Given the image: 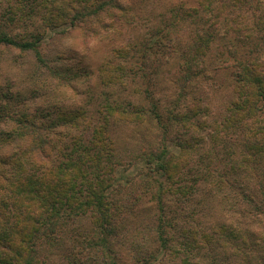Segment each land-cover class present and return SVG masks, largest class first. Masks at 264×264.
<instances>
[{
	"label": "trees",
	"instance_id": "1",
	"mask_svg": "<svg viewBox=\"0 0 264 264\" xmlns=\"http://www.w3.org/2000/svg\"><path fill=\"white\" fill-rule=\"evenodd\" d=\"M231 1L237 10L229 14L237 21L256 2ZM227 6L226 0H200L198 7L178 5L174 12L189 19L203 11L216 13L213 25H217ZM67 10L66 24L71 30L85 31L88 38L112 26L103 23L104 13L119 24L135 18L120 0H71ZM44 17V28L65 24L63 15ZM90 22L99 24V29L88 27ZM227 24L234 28L228 17ZM215 30L196 34L183 49L163 30L143 44L142 71L157 52L159 60L170 54L179 65L180 92L168 107L161 108L146 91L149 108L139 103L128 110L106 103L97 113L69 110L39 124L30 113L12 112L9 105L15 94L5 95L0 125L9 123L10 129L0 130V264H48L54 253L64 264H264V63L229 52L234 62L229 67L234 99L222 120L208 125V108L191 89L193 82L208 79L199 60L213 53ZM29 36L20 38L0 28V48L33 51L43 62L42 35ZM115 53L128 58L130 50L121 47ZM107 68H101L104 85L128 82L124 67ZM145 72L142 80L148 76ZM55 77L67 79L60 70H55ZM187 97L192 99L186 104ZM113 122L146 124L155 143L137 154L120 149L112 137ZM204 130L206 135L201 133ZM208 137L207 166L215 155L213 146L222 140L243 147L242 157L226 163V173L217 181L205 177L198 167H192V175L190 168L186 172L191 156ZM14 141L22 144L4 153V146ZM228 149V154L235 152L231 146ZM120 166L125 171L136 166L137 172L119 179ZM209 183L239 220L213 223L198 237L177 222L188 220L190 212L185 209ZM145 208L153 222L137 223ZM180 231L181 240L174 236Z\"/></svg>",
	"mask_w": 264,
	"mask_h": 264
},
{
	"label": "rangeland",
	"instance_id": "2",
	"mask_svg": "<svg viewBox=\"0 0 264 264\" xmlns=\"http://www.w3.org/2000/svg\"><path fill=\"white\" fill-rule=\"evenodd\" d=\"M47 1L48 3L45 0H0V28L20 38L41 34L40 52L43 58V62H40L33 51L21 53L10 48H0V113L4 108L1 104L8 93H14L16 97L9 105L12 112L30 113L37 117L39 124L50 122L58 118L60 113L69 110L86 109L89 113H97L106 103L121 104L128 110H132L134 104L139 103L149 108L150 101L145 99L146 91L147 95L150 93L156 102L161 103V108L173 105L180 92L177 61L173 56L169 57L170 54L161 57V61L158 59L160 52H157L152 55L153 60L146 66V72L142 71L140 61L143 59V44L154 33L162 30L165 34L169 32L167 38L178 41L181 44L180 49H183L196 34L208 33L216 28L217 36L212 43L213 53L199 60L207 70L208 79L193 82L191 89L200 98V104L208 108V125L220 122L229 103L234 99L233 74L229 68L234 62L229 52L237 54L238 58L247 56L264 63V21H261L264 16V0H255L251 10L244 11L238 21L232 20L233 15L229 14L231 10H237V5L234 1L226 0L228 6L217 25H213L217 20L216 13L203 11L199 17L190 19L183 12L175 14L176 6L198 7L200 0H120L135 14L134 20L119 24L112 22L108 12L104 13L103 23L112 26H104L94 38H88L85 31L71 30L70 25L66 24L71 0ZM54 13L63 15L65 24H55L61 25L56 28H44V16ZM227 17L234 28L227 27ZM88 27L99 29V24L90 22ZM121 47L130 50L128 58H121L115 53ZM109 66L124 67L130 75L128 82L104 85L105 74L101 68ZM55 70L62 71L67 79L60 80L55 77ZM144 72L148 76L142 80ZM191 99L192 97H187L184 102L187 104ZM9 129V123L0 125L2 131ZM207 132L208 130L201 131L205 135ZM112 137L118 148H127L126 151L132 154L144 151L148 143H155L151 129L140 123L113 122ZM208 139L209 137L193 153L186 172L190 168L192 175V167H198L205 173V177L217 181L226 173V163H234L237 157H242L240 150L243 147L237 143L231 145L225 140L218 146L212 143L215 155L207 166L205 160L210 159L205 156L210 148V145L207 146ZM20 144L22 143L14 141L4 146L3 151L14 152ZM230 146L235 152L231 150L228 154ZM171 151L177 154L178 150L173 148ZM135 167L125 171L120 166L118 178L124 180L136 174ZM186 182L183 181L182 185H186ZM216 191L214 184L202 186L195 194V202L185 209L190 212L188 220L186 218L185 221H178V226L191 229L199 237V231H210L213 223H237L239 215L233 213L231 216L228 205L222 203ZM172 202L173 199L169 203ZM147 210L145 208L138 215L137 223L153 222V217ZM181 233L174 234L176 239H182ZM187 236L189 234H182V237ZM47 255L49 256V252ZM47 261L48 264H64V259L57 253L50 255ZM175 263H179V260Z\"/></svg>",
	"mask_w": 264,
	"mask_h": 264
}]
</instances>
